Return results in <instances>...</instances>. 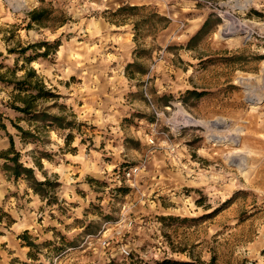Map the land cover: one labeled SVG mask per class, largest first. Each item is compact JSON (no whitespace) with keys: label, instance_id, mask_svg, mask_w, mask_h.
Masks as SVG:
<instances>
[{"label":"rangeland","instance_id":"obj_1","mask_svg":"<svg viewBox=\"0 0 264 264\" xmlns=\"http://www.w3.org/2000/svg\"><path fill=\"white\" fill-rule=\"evenodd\" d=\"M34 9L47 17L30 23ZM55 40L28 66L59 95L37 108L64 126L18 121L0 86L20 160L50 181L41 196L0 157V209L13 219L0 211V264H264V0H0V62L13 65L7 48ZM9 119L39 125L37 140L21 141Z\"/></svg>","mask_w":264,"mask_h":264},{"label":"trees","instance_id":"obj_2","mask_svg":"<svg viewBox=\"0 0 264 264\" xmlns=\"http://www.w3.org/2000/svg\"><path fill=\"white\" fill-rule=\"evenodd\" d=\"M126 8V6H122L118 10L121 11L125 10ZM210 16L211 15H208L203 20L200 27L189 38L187 46H190L192 43L199 40L201 36L204 35V33H206L210 29ZM46 17V9H34L28 12V18L30 23H39ZM59 45V40H55L53 42L40 41L36 43L27 44L26 46L19 45L17 48H7V53H15L16 57L14 58V63L12 66L5 65L0 62V70L3 67L5 68L3 72L0 71V86L1 89L10 88V99L6 102V106L21 114V117L17 118L18 121L25 120L29 123L49 122V124H57L59 126H64L63 117L48 113L45 110H40L37 108L38 102L40 100H52L57 98L59 95L54 93L51 89L46 88L42 81V78L38 75L36 70L33 67L28 66V64H30L32 61H35L41 57H46L50 50L55 51ZM19 61L22 62L20 65L18 64ZM132 65L135 66L136 63H128L127 67ZM18 70H23L24 73L20 76H16V72ZM138 70V72H143V69L142 67H140V65L138 66ZM188 92L195 96L200 94L195 90ZM9 122L16 129L17 135L20 137L21 141L35 142L37 140L39 134V125H35V130H31L25 129L13 119H9ZM0 128L5 132L9 141V147L5 151L0 152V157L5 160L2 166L3 170L5 171V173H7L8 177L14 180H25L27 185L31 189H33L36 193L40 194L41 196H44L46 193L45 187L50 184L49 179H37L34 168L32 166L24 165V163L20 160L21 153L15 148L13 136L7 131L5 123L0 121ZM33 163L38 169H41V165L37 159H34ZM0 211L7 216L8 225H10V223L13 222V219H11L9 214L5 213L1 209ZM18 237L21 239L22 244L29 247V258L36 259V252L39 248V245L35 243L32 239H30L26 230L20 235H18ZM58 237L62 240H65L62 235H58ZM54 248L56 250H59V252L63 250V247L60 246H56ZM166 262L167 261L157 262L156 264H164ZM21 264L34 263L21 261Z\"/></svg>","mask_w":264,"mask_h":264},{"label":"built area","instance_id":"obj_3","mask_svg":"<svg viewBox=\"0 0 264 264\" xmlns=\"http://www.w3.org/2000/svg\"><path fill=\"white\" fill-rule=\"evenodd\" d=\"M152 143V140L150 141ZM138 166H132V167H129L125 170H123L122 172V177L126 180H129L131 179L138 171ZM131 224V221H128L127 224V227H129ZM113 235L114 237H116V241H117V246H116V249L118 251V253L124 257V258H127L129 255H130V248L128 246L127 243H124V242H121L120 240L118 241L117 240V237L118 238H121L123 233H122V229H120V227H116L115 231L113 232ZM101 244L102 245H108V240L106 239H101Z\"/></svg>","mask_w":264,"mask_h":264},{"label":"bare ground","instance_id":"obj_4","mask_svg":"<svg viewBox=\"0 0 264 264\" xmlns=\"http://www.w3.org/2000/svg\"><path fill=\"white\" fill-rule=\"evenodd\" d=\"M248 96H249V95H248ZM250 98H253V97H252V96H250ZM233 135H234V134H233ZM233 135H232V136H233ZM234 137H236V136H234ZM219 140H220V139H219ZM224 140H225V139H224ZM224 140L222 139V140H220V142H221V141H224Z\"/></svg>","mask_w":264,"mask_h":264}]
</instances>
